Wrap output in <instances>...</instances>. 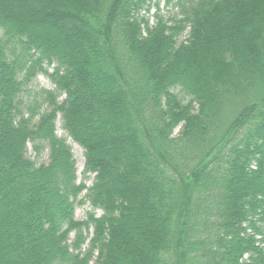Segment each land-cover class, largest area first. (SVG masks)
Segmentation results:
<instances>
[{"label":"trees","instance_id":"16d2710c","mask_svg":"<svg viewBox=\"0 0 264 264\" xmlns=\"http://www.w3.org/2000/svg\"><path fill=\"white\" fill-rule=\"evenodd\" d=\"M153 5L0 0V264H264V0Z\"/></svg>","mask_w":264,"mask_h":264},{"label":"rangeland","instance_id":"374dc122","mask_svg":"<svg viewBox=\"0 0 264 264\" xmlns=\"http://www.w3.org/2000/svg\"><path fill=\"white\" fill-rule=\"evenodd\" d=\"M155 0H152V6H151V12L149 14H151L154 10H153V3ZM164 2L165 0H159V5L160 7L164 6ZM146 7V6H145ZM183 38V36L181 37V39ZM48 71H52L53 70V66H49L47 67ZM49 89L52 90L54 89V84L51 82L50 78L44 74H39L36 76V78L34 80H32L29 83V91L27 92V88L25 89V91H23V93L21 94V97L19 98L20 100V106L21 109L25 112H27V105H31L33 107H38L37 109H40V111H42L45 106H40L41 104V99L39 98L38 101H34L35 98H37L38 95V91L39 89ZM175 91L178 92L179 88L176 87ZM27 92V93H26ZM33 97H35L33 99ZM64 98V95L60 96L58 101H61ZM55 127H56V133L59 136L65 137L66 142L70 145L71 147V151L73 153V157L75 159V164H76V175H77V181L80 182L83 179V166H84V149L78 145L77 143L73 142L70 138H68L66 136L65 131L62 129L61 127V119H60V114L57 115L56 121H55ZM179 130V128H177L172 136L175 137L177 131ZM26 156L28 158H30L31 160H34L36 163L40 164V163H47L48 161V149L45 146V143H40L39 144V149L36 150L34 148V143L33 142H28L27 146H26ZM94 174H91L88 176V178L84 179V181L86 182L87 185H90L92 183ZM86 193V191H83L82 194L80 195L81 197L83 196V194ZM91 210V207L89 206L88 202L85 203V205H79L76 207L75 209V218L77 220H82L85 219V215L86 212ZM95 215H101L102 211L100 209H95L94 210ZM91 234V231H90ZM89 234V235H90ZM70 240L73 239V233L70 234Z\"/></svg>","mask_w":264,"mask_h":264}]
</instances>
